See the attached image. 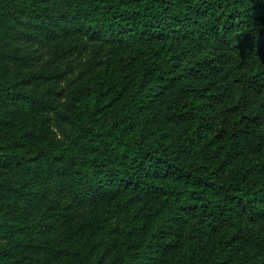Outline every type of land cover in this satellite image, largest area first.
<instances>
[{"label": "trees", "instance_id": "obj_1", "mask_svg": "<svg viewBox=\"0 0 264 264\" xmlns=\"http://www.w3.org/2000/svg\"><path fill=\"white\" fill-rule=\"evenodd\" d=\"M0 264H264V0H0Z\"/></svg>", "mask_w": 264, "mask_h": 264}, {"label": "rangeland", "instance_id": "obj_2", "mask_svg": "<svg viewBox=\"0 0 264 264\" xmlns=\"http://www.w3.org/2000/svg\"><path fill=\"white\" fill-rule=\"evenodd\" d=\"M26 54L28 56H34L35 55V50L27 49L26 50ZM46 58H47L46 56H43V57L40 58L39 62H31V65L28 67V71H33L34 72L36 70H40V69L44 68L47 65L46 64ZM175 128H176V126L174 125V126L169 128V131L173 132L175 130ZM61 130L63 131L64 128L62 127ZM63 133L65 134L66 132H58L56 128H53V132H47L46 135L44 134V136H45L44 138H45V140H48V138H50L51 135H53L56 138L60 139L59 136H61V134H63ZM33 135H34V138L32 140L35 141V132L33 133ZM75 215L77 216V218H82V217H85L87 215V211L83 210V211H81V212H79V213H77Z\"/></svg>", "mask_w": 264, "mask_h": 264}]
</instances>
